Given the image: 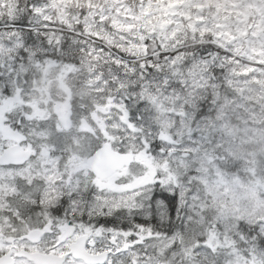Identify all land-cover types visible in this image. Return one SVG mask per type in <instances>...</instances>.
Masks as SVG:
<instances>
[{
  "label": "clouds",
  "instance_id": "clouds-1",
  "mask_svg": "<svg viewBox=\"0 0 264 264\" xmlns=\"http://www.w3.org/2000/svg\"><path fill=\"white\" fill-rule=\"evenodd\" d=\"M0 24V264H264V0Z\"/></svg>",
  "mask_w": 264,
  "mask_h": 264
},
{
  "label": "trees",
  "instance_id": "trees-1",
  "mask_svg": "<svg viewBox=\"0 0 264 264\" xmlns=\"http://www.w3.org/2000/svg\"><path fill=\"white\" fill-rule=\"evenodd\" d=\"M6 0H0V5H3ZM27 28V25L25 26ZM19 31L12 25L0 24V45L6 44L9 40L13 38V34ZM3 66H0L2 68Z\"/></svg>",
  "mask_w": 264,
  "mask_h": 264
},
{
  "label": "water",
  "instance_id": "water-1",
  "mask_svg": "<svg viewBox=\"0 0 264 264\" xmlns=\"http://www.w3.org/2000/svg\"><path fill=\"white\" fill-rule=\"evenodd\" d=\"M3 163H4V159L2 156H0V165H3Z\"/></svg>",
  "mask_w": 264,
  "mask_h": 264
}]
</instances>
